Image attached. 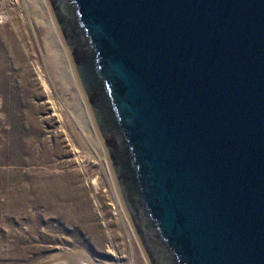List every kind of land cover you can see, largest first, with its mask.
<instances>
[{
  "label": "water",
  "instance_id": "water-1",
  "mask_svg": "<svg viewBox=\"0 0 264 264\" xmlns=\"http://www.w3.org/2000/svg\"><path fill=\"white\" fill-rule=\"evenodd\" d=\"M149 264H264V0H47Z\"/></svg>",
  "mask_w": 264,
  "mask_h": 264
},
{
  "label": "rangeland",
  "instance_id": "rangeland-1",
  "mask_svg": "<svg viewBox=\"0 0 264 264\" xmlns=\"http://www.w3.org/2000/svg\"><path fill=\"white\" fill-rule=\"evenodd\" d=\"M33 2L0 0V18L21 22L15 44L0 35V264H66L75 254L149 264L87 102L86 110L74 100V92L85 97L70 54L63 41L70 65L55 56ZM39 70L62 104L63 126Z\"/></svg>",
  "mask_w": 264,
  "mask_h": 264
},
{
  "label": "bare ground",
  "instance_id": "bare-ground-1",
  "mask_svg": "<svg viewBox=\"0 0 264 264\" xmlns=\"http://www.w3.org/2000/svg\"><path fill=\"white\" fill-rule=\"evenodd\" d=\"M34 2H36L38 10H39V16L45 21L46 19L48 20L47 24H44V29L43 31H47L50 33V37H51V45H52V49L54 50V54L55 56H60L62 59H64L66 62V64L70 65L69 62V56L68 53L65 49V46L63 44V40H62V36L57 28V25L55 23V20L52 17L49 5L47 4L46 0H33ZM17 2V1H16ZM21 2V1H20ZM33 2V3H34ZM36 8V7H35ZM16 12V11H15ZM13 15V12L10 13V15ZM17 15V13H16ZM46 20V21H47ZM19 24L21 25L20 22V18H13L8 22V19L6 18L5 14H3L0 18V35L2 36V41L5 43L8 39L12 40L13 43L15 44V38H17L16 36L18 35V28H19ZM21 32V31H20ZM23 34V32H22ZM24 37V36H23ZM13 45V44H12ZM19 45V44H17ZM19 47V46H18ZM15 48V47H14ZM67 48V47H66ZM19 49V48H18ZM21 49V47H20ZM56 51V52H55ZM19 53V51H18ZM38 76L40 77L43 86L45 87V90L48 93V100L49 102L52 104L54 113L59 117V120L62 122V126H63V108H62V104H60L55 98L54 95L52 93V90L50 89L47 80L45 78V75L39 70L38 71ZM69 83L66 84V86H68ZM69 88V86L67 87ZM71 88V86H70ZM69 88V89H70ZM72 92V90H71ZM81 92V91H80ZM80 93H75L74 92V100L76 102H80L82 106H84V108L87 110V106H86V101L83 98V96L79 95ZM74 101L73 105H75V107L77 108V103ZM97 130V129H96ZM95 133L97 134L98 131H95ZM97 137V136H96ZM74 149L78 152V149L76 148V146L73 144ZM102 147L104 148V146L102 145ZM80 159V158H79ZM95 185L99 186L98 180L95 179ZM37 185V184H36ZM39 187V186H38ZM45 187V186H44ZM44 192V191H43ZM42 193V190H41ZM39 194V192H38ZM24 195V194H23ZM74 253V252H73ZM61 255L60 257H64L68 256V255ZM58 255V257H59ZM53 257V256H52ZM51 257V258H52ZM55 259V258H54ZM58 262V261H57ZM62 263V262H61ZM66 264H98L96 261H93L92 259H90L89 257H85L83 254L82 255H70L68 256L67 260H66Z\"/></svg>",
  "mask_w": 264,
  "mask_h": 264
}]
</instances>
